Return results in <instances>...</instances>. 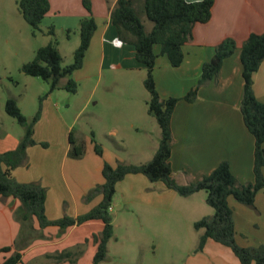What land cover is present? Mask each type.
Returning a JSON list of instances; mask_svg holds the SVG:
<instances>
[{
  "label": "crops",
  "instance_id": "0c3cea01",
  "mask_svg": "<svg viewBox=\"0 0 264 264\" xmlns=\"http://www.w3.org/2000/svg\"><path fill=\"white\" fill-rule=\"evenodd\" d=\"M116 1H91V16L97 28L85 54L83 66L71 76L78 84V88L91 87L86 90L87 105L102 82L103 72L111 76L112 73L113 76H125L144 69L135 59L134 46L118 41L116 29L110 21V13ZM49 3L50 10L40 23L44 24L46 30L52 27L55 33L64 34L69 31L70 34H75L80 21L88 16L81 0H49ZM263 32L264 0H215L210 20L205 24L194 25L191 39L182 48L184 59L178 68H172L165 57L158 56L153 77L160 97L181 98L196 85L202 65L212 58L217 44L227 38L233 39L237 44L236 51L224 60L218 75L207 86L199 89L197 99L193 103L180 100L174 109L171 118L170 164L172 177L180 185L193 183L208 175L222 161L228 162L230 172L239 184L246 185L252 182L254 141L244 127L239 110L243 88L239 50L250 34ZM155 53L159 55L158 48L155 49ZM92 79H96L94 86L89 84ZM115 80L114 83L119 85L118 80ZM253 92L255 98L264 103V61L253 76ZM119 96L129 101L134 100V97L128 94L120 93ZM146 99L142 98V106H139L136 100L132 107L125 108L123 103L116 107L118 110L112 116L116 126L113 127L115 133L118 129L124 128L136 134L144 130L146 117H149ZM93 114L96 119L104 120L101 113ZM123 121H125L123 126H120ZM33 137L38 144L47 143V147L43 148L40 145L29 147L28 166L12 170V177L20 183L38 182L46 188L44 207L48 220H56L64 214L77 217L88 212V206H82L81 197H77L74 192L72 180L74 181L76 177L71 170L61 171L59 176L57 165L52 166L48 162L52 157L56 162L60 160V166L63 163L62 167H66L68 141L50 143L45 141L46 139L36 137L35 130ZM20 139L10 134L4 136L0 141V153L14 150ZM152 143L150 140L149 145H146L148 148L146 160L158 147ZM140 153L143 151L140 152L135 146L132 158L138 157ZM116 157L118 159L116 162L129 163L125 157ZM104 162L98 164L96 162L93 172L88 171L85 173L86 176H82L87 178L86 188L100 186L103 183L100 174ZM262 173L264 176V168ZM76 181L79 179L76 178ZM156 184L158 186L154 188L142 175H127L116 185L115 192L122 185L126 190L134 191L137 200L158 209L168 208L171 204L169 200L177 201L174 194H170L172 191L164 184L160 182ZM67 199L71 203V206H68L70 211L62 209ZM228 204L233 210L236 243L241 247L264 244V189L257 193L254 209L240 205L233 198L228 199ZM22 212V206L17 200L12 197H0V250L10 248L9 253L0 254V263L13 253H19L23 261L27 255L38 249L39 256L50 261L57 254L56 248L66 243L76 231L86 229L92 239L102 231V223L99 221L86 222L63 231L56 227L40 229L37 223L31 220L24 224L20 219ZM70 243L59 250L71 252L80 244ZM93 244L92 253H95L96 244L94 242ZM209 249H212L214 257H211L212 261L207 264H239L226 247L208 241L202 252L206 253ZM221 256L225 257L226 263L219 260Z\"/></svg>",
  "mask_w": 264,
  "mask_h": 264
},
{
  "label": "trees",
  "instance_id": "16d2710c",
  "mask_svg": "<svg viewBox=\"0 0 264 264\" xmlns=\"http://www.w3.org/2000/svg\"><path fill=\"white\" fill-rule=\"evenodd\" d=\"M92 0H81L88 16L82 19L78 27L79 44L73 52V61L62 67V58L56 40L36 50L31 62L21 66V72L27 76L41 79L49 85V93L54 90H64L70 94L77 91V83L72 74L81 69L91 38L96 31V22L91 16ZM215 0H117L110 13V21L117 32L118 41L134 46L135 59L146 70L143 87L149 95L146 102L147 114L154 118L160 131L158 147L152 159L143 164H124L116 162L110 165L103 163L101 175L103 183L94 187L93 192L101 196L99 203L90 211L77 217L64 214L56 220H48L45 215L46 188L38 182L20 183L16 181L11 171L28 166L27 149L47 143H37L34 140V126L40 119L39 106L33 118L28 122L20 113L14 100L9 99L4 106L5 113L23 128L24 135L16 148L0 153V197H12L23 209L21 220L37 223L40 229L56 227L59 230L79 226L90 221L102 223V231L93 237L96 250L92 264L105 260L106 246L113 235L110 208L115 194L116 185L127 175H142L150 183H162L174 191L179 197H189L200 191L205 192L206 204L212 208L213 214L203 217L193 224L195 230H202L197 251H202L208 241L226 247L231 251L239 264H264V244L251 247H241L235 241L236 231L233 220V210L228 199L242 206L254 209L255 197L264 189V103L259 102L253 92V76L264 61V32L250 34L239 50V60L243 80L242 97L239 105L242 122L254 141L253 180L246 185L239 184L230 172L226 161L220 162L208 175L186 185L178 184L172 177L170 164L172 131L171 118L178 101L193 103L200 88L207 86L219 73L225 59L237 49V44L231 38L222 40L214 48L212 58L201 67L200 78L181 98L169 97L162 99L156 89L153 71L158 56L167 59L172 68H178L184 59L182 48L191 39L192 29L196 24H205L211 18V10ZM17 10L24 22L33 30L39 29L40 23L50 10L49 0H16ZM143 15L152 26L146 31L141 20ZM47 34L54 36V29L48 28ZM69 38L70 32H65ZM158 48L159 55L155 53ZM68 157L80 159L85 148L82 142L76 141L71 133L68 136ZM90 143L95 156L104 155L101 144L92 136ZM10 248H3L1 253H9ZM69 252L56 254L55 260L71 259ZM51 258V259H52ZM72 262V260L70 261ZM0 264H24L19 253H13Z\"/></svg>",
  "mask_w": 264,
  "mask_h": 264
},
{
  "label": "rangeland",
  "instance_id": "374dc122",
  "mask_svg": "<svg viewBox=\"0 0 264 264\" xmlns=\"http://www.w3.org/2000/svg\"><path fill=\"white\" fill-rule=\"evenodd\" d=\"M141 20L145 30L150 31L152 24L143 15ZM43 26L44 24H41L37 31H33L19 14L16 0H0V141L8 134L17 138H22L24 135L23 128L4 111L7 100L15 101L20 113L28 122L40 106V119L34 126L36 137L59 144L66 143L71 133L76 141L84 145V155L80 159L68 157L64 168L63 163L60 166V160L56 162L55 158L51 157L48 162L52 166L57 165L59 176L61 171L70 172L71 170L72 174L79 179V181H76V178L72 180L74 192L77 197H81L80 204L84 207L87 205L90 211L99 203L101 196L93 192L88 198V193L96 186L86 188L87 178L82 176H86L85 173L88 171L93 172L96 162L98 164L106 161L113 166L118 160L116 156H120L128 159L129 163L126 164L138 162L143 164L150 161L155 153L153 152L150 158L145 159L150 140L154 146L158 145L160 138L159 127L155 119L149 115L146 117L147 122L143 125L144 130L138 134L128 128L118 129L116 133L113 131V127L116 126L112 116L118 110L117 106L123 103L125 108L132 107L136 100L139 106H142V98H147L148 101L149 95L143 87L146 70L134 71L125 76H113V73L111 76L103 72L102 82L88 105L86 90L91 87L81 89L77 84L75 94L61 89L49 93V85L46 82L23 74L21 66L31 62L36 50L47 45L51 40H56L59 45L62 67L70 65L73 61V52L79 44V35L77 30L75 34H70L69 38L65 37V33H55L51 37ZM115 79L118 80L119 85L114 83ZM95 82L96 79H92L89 84L94 86ZM120 93L128 94L134 97V100L122 99V96H119ZM95 102L97 104H94ZM97 112L103 115L104 120L96 119L93 113L97 114ZM99 118H101L100 115ZM124 122L120 126H123ZM66 126L69 127L68 130ZM92 136L103 148L102 158L95 156L92 152L90 143ZM135 146L143 153L132 158ZM100 178H102L101 174ZM150 184L154 188L158 186L156 183ZM170 194H174L177 201L169 200L171 204L168 208L158 209L145 205L146 202H140L135 197L134 191L126 190L120 185L112 198V210H109L113 235L106 246L105 260L99 264L210 263L213 259L211 257H214L212 249L206 253L202 252L203 250L197 251L199 238L203 232L193 228L196 221L213 214L212 208L205 202V192L200 191L189 196V200L179 197L174 191ZM68 206L70 207L71 203L67 199L62 209L70 211ZM87 233L86 229L76 231L66 243L56 248L57 254H60L64 251L59 249L66 247L68 243H80L78 248H73L74 250L69 252L72 255L71 259L64 258L57 262L52 258L48 261L43 256H39L38 249L27 255L23 263L92 264L94 240L91 234L88 236ZM86 237L89 239L87 240ZM232 258L235 257L232 256ZM219 260L226 263L224 256H221Z\"/></svg>",
  "mask_w": 264,
  "mask_h": 264
}]
</instances>
